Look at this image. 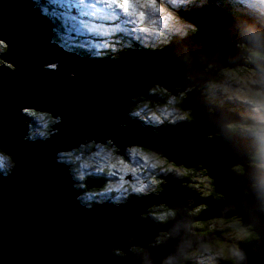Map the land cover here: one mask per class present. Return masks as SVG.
Wrapping results in <instances>:
<instances>
[{
	"label": "clouds",
	"instance_id": "1",
	"mask_svg": "<svg viewBox=\"0 0 264 264\" xmlns=\"http://www.w3.org/2000/svg\"><path fill=\"white\" fill-rule=\"evenodd\" d=\"M209 4L221 20L205 34L190 13ZM62 6L61 16L90 34L87 43L76 48L62 44L60 19L54 21V14L42 10L44 0L32 2L49 24L48 42L80 59L118 62L129 50L140 49L170 50L173 55L176 74L171 84L153 82L125 93L126 118L116 121L118 128L134 123L157 133L170 125L196 124L206 140L222 143L228 152L230 193L216 191V177L206 166L189 168L162 146L133 137L118 141L113 135L83 136L57 148L53 162L63 167L73 201L85 210L101 203L98 197L104 194H114L115 206L158 195L169 174L197 172L198 183L181 181L182 186L225 202L218 215L209 217L202 216L208 205L191 197L183 203L149 204L139 217L160 226L151 240L147 245L139 242L129 225L122 230L123 243L108 247L109 256L131 255L139 264H156L149 249L173 242L158 264H264V0H62ZM8 54L9 44L0 37V66H5L3 61L14 65L4 58ZM59 64L51 60L42 67L56 71ZM75 76L69 71L65 79ZM19 114L24 117L20 139L26 143L47 142L61 132L64 118L59 111L25 103ZM17 166L16 152L0 140V180L13 175ZM88 180L99 183L89 188ZM9 214L7 226L13 222ZM29 261L28 255L24 264Z\"/></svg>",
	"mask_w": 264,
	"mask_h": 264
},
{
	"label": "water",
	"instance_id": "2",
	"mask_svg": "<svg viewBox=\"0 0 264 264\" xmlns=\"http://www.w3.org/2000/svg\"><path fill=\"white\" fill-rule=\"evenodd\" d=\"M32 2L0 0V37L9 44L4 58L14 64L0 66V140L12 146L18 159L13 175L0 180V264H24L28 255L29 264H139L131 255L110 257L108 247L123 243L122 230L129 225L135 227L136 239L147 245L160 226L139 219V213L157 201L183 203L188 189L171 181L165 194L134 197L119 206L102 201L85 210L73 201L63 167L53 162L55 150L83 136L113 135L118 141L133 137L162 146L177 163L206 166L216 177V190L230 193L227 149L206 140L196 124L162 129L160 138H155L158 132L134 123L118 128L116 121L126 118L125 93L174 80L171 51L129 50L122 60L111 63L80 59L48 42L49 24L37 15ZM190 16L205 34L221 20L212 4ZM51 60L60 62L56 71L42 67ZM69 71L76 76L65 79ZM25 103L62 113L61 132L43 143L22 141L24 117L19 107ZM138 129L152 135L142 136ZM224 203L212 202L203 217L218 215ZM9 212L13 222L7 226ZM172 243L149 249L156 264ZM250 255L255 257L256 252Z\"/></svg>",
	"mask_w": 264,
	"mask_h": 264
},
{
	"label": "rangeland",
	"instance_id": "3",
	"mask_svg": "<svg viewBox=\"0 0 264 264\" xmlns=\"http://www.w3.org/2000/svg\"><path fill=\"white\" fill-rule=\"evenodd\" d=\"M36 2L40 3L41 0H36ZM44 2L47 3V7H45L42 10L46 11L47 13H49L48 10H51L52 8H54L55 9L54 13L56 14V16L55 15L52 16L53 20L55 21V19H60V21H61V25L60 26L62 27V30H63V33H64L63 36L61 37L62 44H66L69 48H76V47H79L81 44H85V43L88 42V40L90 38V34L80 30L78 28L76 22L68 20V19L63 18L62 16H60L62 11H63L62 0H44ZM48 5H50V7ZM49 14H51V13H49ZM2 63L4 65H10L6 61H3ZM178 125L182 126V125H190V124L185 122V123H180ZM171 127H172L171 125L167 126V127H163L159 131H161L162 129H167L168 130V129H171ZM184 165L189 167V168H194V166H198V165H195V164H190V165L184 164ZM193 174L198 175V172L197 173H193ZM171 181L176 183V184H178V185H180V186H182L181 181H184V180L183 179H177V178L174 177V175L169 174V176L167 177V183L164 185V189L165 190L168 189V187L171 184ZM191 181H187V182H191ZM193 181L194 182H191V183H193V184L198 183V181L195 178H194ZM98 183H99V181H97V180H95V183H91V182H89V180L87 181V185H88L89 188L92 185L98 184ZM182 187L188 189L186 198L191 197L197 203L203 202V203L208 205L207 210H204L203 212H209L212 202H219L220 201V200H217L216 198H214V196L212 194H208V195H205V196L200 195L199 194V189L196 188V187H187V186H182ZM164 191L159 192L158 195L165 194ZM152 195H157V194H152ZM93 199L95 200L96 198H93ZM101 201H103V200H101ZM203 212H202V216H203ZM139 219H140V217H139Z\"/></svg>",
	"mask_w": 264,
	"mask_h": 264
},
{
	"label": "trees",
	"instance_id": "4",
	"mask_svg": "<svg viewBox=\"0 0 264 264\" xmlns=\"http://www.w3.org/2000/svg\"><path fill=\"white\" fill-rule=\"evenodd\" d=\"M55 20H57V19H55ZM61 25V24H60ZM62 28V27H61ZM77 39V38H76ZM198 166H194V168H197ZM199 174V173H198ZM169 176V175H168ZM195 174H190V175H188V176H180V177H177V176H175L174 175V177L175 178H177V179H183L185 182H187V181H191V182H194L193 180H194V178H195ZM90 180H92L91 178H90ZM112 196H114V194H111V193H109V194H104V195H101L100 197H98V199L99 200H103V201H106L107 203H111V198H112ZM97 199V198H96ZM99 204V203H98ZM94 205H97V204H94ZM113 205V204H112ZM222 207V206H221ZM221 207H219L218 208V210L221 208Z\"/></svg>",
	"mask_w": 264,
	"mask_h": 264
},
{
	"label": "bare ground",
	"instance_id": "5",
	"mask_svg": "<svg viewBox=\"0 0 264 264\" xmlns=\"http://www.w3.org/2000/svg\"><path fill=\"white\" fill-rule=\"evenodd\" d=\"M210 5V4H209ZM45 7H47V3H45ZM49 13L51 14H54L56 16V14L54 13L55 12V9L52 8L51 10H48ZM61 16V15H60ZM146 242V241H145Z\"/></svg>",
	"mask_w": 264,
	"mask_h": 264
}]
</instances>
